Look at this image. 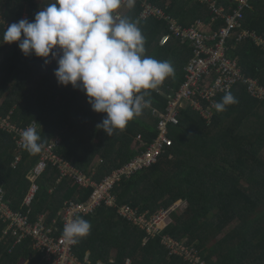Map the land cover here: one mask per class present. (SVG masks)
<instances>
[{"label": "trees", "instance_id": "16d2710c", "mask_svg": "<svg viewBox=\"0 0 264 264\" xmlns=\"http://www.w3.org/2000/svg\"><path fill=\"white\" fill-rule=\"evenodd\" d=\"M148 1L184 28L200 21L210 25L213 20L210 4L199 0ZM211 1L224 8L226 15L234 14L239 5L238 0ZM51 2L0 0V117L11 114V121L21 129L35 123L43 145L59 137L57 154L98 183L142 155L156 140L159 120L152 111L166 108L164 95L157 91L181 89L194 52L190 43L175 37L163 45L165 37L171 35L169 24L155 18L142 19V0H134L132 7L123 5L122 0L117 12L137 22L146 37L145 54L170 61L175 75L150 90L151 105L142 115L131 120L125 130L108 136L97 128L106 113L94 111L84 91L58 83L56 60L45 64L44 58L35 54L25 56L19 42L3 40L7 26L26 15L34 21L35 14ZM242 25L264 41V0L246 10ZM225 27L226 20L221 18L213 31L219 33ZM239 33L236 31L229 41L228 56L239 60L244 73L264 87V44L259 46L253 39L240 43ZM233 95L239 102L223 112L215 110L210 124L192 108L184 109L179 126L169 130L172 147L154 167L122 179L113 191L118 206L128 205L141 216L152 217L179 203L187 204L186 208L172 212L158 234L151 237L121 217L117 208L102 205L84 218L92 227L90 235L75 247L80 260L89 253L93 264H125L127 259L132 264H191L170 255L165 245V237H170L193 249L205 264H264V99L253 98L246 86L236 88ZM15 155L14 136L0 128V187L10 207L26 214L28 174L39 157L24 149L22 162L13 167ZM38 185L30 206V222L41 215L52 221L66 202H86L93 192L91 187L61 179L60 171L52 165ZM231 227L217 243L216 238ZM6 228L0 219V264H18L32 255L36 258L29 264H49L33 251L29 241L11 248L13 241L4 236Z\"/></svg>", "mask_w": 264, "mask_h": 264}, {"label": "built area", "instance_id": "2783aa9c", "mask_svg": "<svg viewBox=\"0 0 264 264\" xmlns=\"http://www.w3.org/2000/svg\"><path fill=\"white\" fill-rule=\"evenodd\" d=\"M142 1L144 7L141 14L142 19L155 18L165 20L169 24L171 35L165 37L163 45L175 37L185 43H190L194 52V57L186 68V81L181 89L174 91L167 88V91H157L164 95L166 100L165 110L154 109L152 111V115L159 120L158 137L146 152L140 156L137 155L98 183L71 166L69 162L57 154V149L61 143L59 137L49 144L43 145L41 152L37 154L38 162L28 174L30 188L24 200V206L27 209L26 214L10 207V204L6 202L4 189L0 187V219L7 224L4 236L13 241L12 248L29 241L32 249L41 254L49 264H93L91 260H80L77 257L75 254L77 243H69L63 237V228L66 222L77 217L85 218L87 215L93 214L102 205L117 208L121 217L132 222L134 226L144 230L151 237H155L161 225L172 212H176L177 208L173 207L152 217L138 215L128 205H117L116 197L113 194L115 186L122 179L131 178L140 172L151 169L158 163L165 150L173 145L169 138L170 128L179 126L180 114L187 107L199 113L210 124L216 110L214 105L226 91L233 94L236 88L246 86L253 98L264 99V87L261 86L260 82L244 73L239 60L228 56L230 52L228 44L235 36L236 31L240 32L238 34L240 43L253 39L259 46L264 44V41L259 39L257 34L244 30L242 25L246 10L251 9L254 2L261 0H238V8L231 15H226L225 9L218 7L215 1L199 0L202 3L210 4L213 24L221 18L226 20L227 27L219 33L213 31L212 23L206 25L201 21L191 28H184L175 19L167 16L164 10L154 6L152 2ZM123 3L127 4L126 0H123ZM32 126L38 129L35 123ZM0 128L14 136L16 155L12 166L16 167L23 160L24 148L20 133L24 129L12 124L9 117L5 119L0 117ZM139 139L141 140V136ZM49 165L60 171L61 179L73 180L83 188L91 187L93 192L86 202L76 200L66 202L63 209L52 221H48L45 215H41L35 222H30V206L39 191L38 180L47 171ZM165 245L172 255L179 257L185 253L191 256L189 260H186L189 263L196 264L195 261H199L198 264H205L196 256L197 254L193 249L189 250L184 244L178 243L170 237H165ZM180 258L185 260V257ZM98 264H102V262ZM126 264H130L129 259Z\"/></svg>", "mask_w": 264, "mask_h": 264}, {"label": "clouds", "instance_id": "9594fccd", "mask_svg": "<svg viewBox=\"0 0 264 264\" xmlns=\"http://www.w3.org/2000/svg\"><path fill=\"white\" fill-rule=\"evenodd\" d=\"M126 2L123 5L128 7L134 4V0ZM121 4L122 0H52L35 14L34 21L26 15L7 26L3 35L5 43L19 42L25 56L35 54L45 64L56 60L58 83L84 91L92 109L106 113L97 128L108 136L125 130L142 115L151 105L150 90L175 75L170 61L145 54L146 37L137 22L116 15ZM238 102L226 91L214 107L223 112ZM20 138L30 154L41 152L43 144L35 126L21 131ZM91 227L84 218H74L65 223L63 237L78 243L90 235Z\"/></svg>", "mask_w": 264, "mask_h": 264}, {"label": "rangeland", "instance_id": "374dc122", "mask_svg": "<svg viewBox=\"0 0 264 264\" xmlns=\"http://www.w3.org/2000/svg\"><path fill=\"white\" fill-rule=\"evenodd\" d=\"M43 1H45V0H38V2L39 3H42ZM119 12V11H118ZM117 12V16L118 17H121L122 16V14H121V12H119L118 13ZM212 22H213V20H212ZM212 25H214L213 23H212ZM12 113V112H11ZM11 114H10V116H9V120H10V122L12 123V124H14L12 121H11ZM15 125V124H14ZM4 128H5V126H4ZM186 206H187V204H185V203H179V204H177V210H184L185 208H186ZM176 210V211H177ZM45 217H47L46 215H45ZM233 227H231L230 229H228L226 232H224L225 234H223V235H221L219 238H216V240H217V243L218 242H220L223 238H224V236L232 229ZM170 255H172V254H170ZM89 256H90V254L88 253L87 255H86V258H85V260H87V261H89L90 260V258H89ZM179 257H185V260H189L190 258H191V256L190 255H186L185 253L182 255L181 254V256H179ZM128 260V259H127ZM127 260H126V262H127ZM130 260V259H129ZM195 263L196 264H198L199 263V261H195ZM126 264V263H125ZM130 264H132L131 263V260H130Z\"/></svg>", "mask_w": 264, "mask_h": 264}, {"label": "crops", "instance_id": "0c3cea01", "mask_svg": "<svg viewBox=\"0 0 264 264\" xmlns=\"http://www.w3.org/2000/svg\"><path fill=\"white\" fill-rule=\"evenodd\" d=\"M6 230V229H5ZM5 230H4V232H5ZM13 244V243H12ZM11 248H12V245H11ZM34 251V250H33ZM25 254V252H21V256H23ZM36 258V255H32L31 257H30V259L29 258H27V259H23V260H19V263L18 264H29V263H31V261L33 262V260Z\"/></svg>", "mask_w": 264, "mask_h": 264}]
</instances>
